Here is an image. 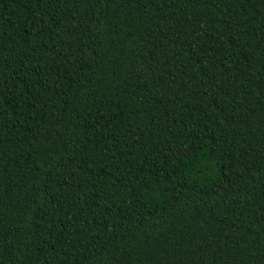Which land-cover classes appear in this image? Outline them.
Instances as JSON below:
<instances>
[{"label": "trees", "instance_id": "obj_1", "mask_svg": "<svg viewBox=\"0 0 264 264\" xmlns=\"http://www.w3.org/2000/svg\"><path fill=\"white\" fill-rule=\"evenodd\" d=\"M0 264H264V0H0Z\"/></svg>", "mask_w": 264, "mask_h": 264}]
</instances>
